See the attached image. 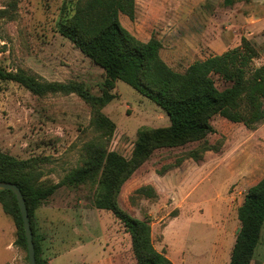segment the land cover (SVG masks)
I'll use <instances>...</instances> for the list:
<instances>
[{
  "label": "rangeland",
  "instance_id": "1",
  "mask_svg": "<svg viewBox=\"0 0 264 264\" xmlns=\"http://www.w3.org/2000/svg\"><path fill=\"white\" fill-rule=\"evenodd\" d=\"M70 2L76 0H0V65L47 82H82L100 95L104 70L59 32ZM120 22L143 42L160 40L162 60L177 72L238 47L243 38L260 52L255 65H264V0H136L135 19L120 14ZM113 94L102 109L115 125L106 139L78 95L36 96L0 81V151L36 159L48 185L82 168L93 144L106 142L109 152L131 158L140 130L165 128L170 120L124 82H116ZM212 125L216 132L201 143L156 151L119 198L130 215L150 219L155 248L174 264H229L241 226L238 210L264 177V123L250 131L217 116ZM196 151L202 160L190 158ZM144 185L156 188L155 198L133 196ZM95 189L64 185L35 212L47 264H137L124 225L95 207ZM16 239L15 222L0 204V264H29ZM251 264H264V228Z\"/></svg>",
  "mask_w": 264,
  "mask_h": 264
},
{
  "label": "trees",
  "instance_id": "2",
  "mask_svg": "<svg viewBox=\"0 0 264 264\" xmlns=\"http://www.w3.org/2000/svg\"><path fill=\"white\" fill-rule=\"evenodd\" d=\"M235 1L225 3L232 5ZM120 14L134 20L136 0H76L75 4L64 5L59 23L60 34L104 70L100 95L93 94L82 82H47L24 70L7 71L0 65V81L18 83L36 96L78 95L91 107L93 123L106 139L113 134L115 125L102 109L116 98L113 90L118 81L154 102L170 120L168 127L140 130L129 159L109 152L106 142L91 145L83 167L57 184L41 181L44 173L38 169L36 159L20 160L0 151V182L16 184L24 195L37 264L47 261L43 258L44 237L34 227L35 212L60 187L88 183L96 187L95 207L112 212L130 234L137 264H174L155 248L150 219L133 217L121 207L123 186L156 151L203 142L216 132L212 120L217 116L250 131L264 123V65H255L260 52L250 40L243 38L238 47L177 72L162 60L161 41L156 37L148 42L139 40L123 27ZM199 154L193 152L190 158L200 161L202 153ZM136 195L153 199L157 192L154 186L144 185L134 191L133 196ZM0 204L17 227L15 244L28 253L16 196L10 190L0 191ZM238 219L241 226L229 264H251L264 228V177L247 191Z\"/></svg>",
  "mask_w": 264,
  "mask_h": 264
},
{
  "label": "water",
  "instance_id": "3",
  "mask_svg": "<svg viewBox=\"0 0 264 264\" xmlns=\"http://www.w3.org/2000/svg\"><path fill=\"white\" fill-rule=\"evenodd\" d=\"M10 190L16 196L18 205L20 207L21 215L23 218L25 235L27 239V249H28V258L29 264H37L36 263V251H35V244H34V236L31 226V221L26 205V200L20 188L14 183H7V182H0V191H7Z\"/></svg>",
  "mask_w": 264,
  "mask_h": 264
},
{
  "label": "crops",
  "instance_id": "4",
  "mask_svg": "<svg viewBox=\"0 0 264 264\" xmlns=\"http://www.w3.org/2000/svg\"><path fill=\"white\" fill-rule=\"evenodd\" d=\"M166 256H168L167 254H165Z\"/></svg>",
  "mask_w": 264,
  "mask_h": 264
}]
</instances>
